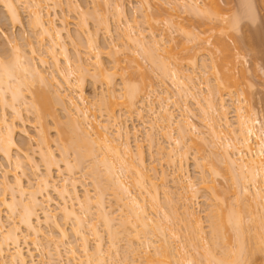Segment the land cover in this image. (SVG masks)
<instances>
[{"label":"bare ground","instance_id":"bare-ground-1","mask_svg":"<svg viewBox=\"0 0 264 264\" xmlns=\"http://www.w3.org/2000/svg\"><path fill=\"white\" fill-rule=\"evenodd\" d=\"M98 1L89 12L78 0H0L9 24L22 25L25 11L30 30L9 37L0 27L8 46L0 49V167L8 166L0 174V264H250L264 256V123L235 90L236 52L219 37L215 48L229 74L212 60L207 67L196 58L204 39L177 19L187 12L227 28L237 27L239 15L225 17L216 0H135L140 18L120 0ZM70 12L84 50L74 43V54L65 41ZM162 22L168 29L156 31ZM177 30L184 45L198 44L196 54L177 45L193 52L185 68L171 44ZM136 57L159 75L156 83L132 78ZM86 76L101 86L91 100ZM22 111L32 115L33 134ZM131 113L137 123L130 127ZM191 145L196 182L183 173ZM155 161L172 165L174 175ZM217 178L227 184L218 187ZM198 192L205 227L193 207Z\"/></svg>","mask_w":264,"mask_h":264},{"label":"rangeland","instance_id":"rangeland-1","mask_svg":"<svg viewBox=\"0 0 264 264\" xmlns=\"http://www.w3.org/2000/svg\"><path fill=\"white\" fill-rule=\"evenodd\" d=\"M95 1H97V0H95ZM101 1L102 0H100V2ZM205 1H207V0H205ZM245 1H246L247 5H248L247 10H246L245 5H244ZM78 2L84 8L86 7L85 9L88 8L89 12L92 10L91 7H94L93 5L99 6L96 2H95L96 4L94 2H92V0H78ZM100 2L98 1V3H100ZM121 2L123 3L124 9L126 10V12H127V14L129 16H135V17H140L141 18L140 12H139V8L140 7L138 6L140 4H137V2L135 0H120V3ZM216 2L219 5V7L222 9L223 13L226 14L225 17L231 16L233 14L237 15V16L239 15L238 16V18H239L238 21L239 22L237 23V27H227V28L225 27L224 28L223 25L226 26V24H224L221 21H218L216 19L215 20L213 19L212 21L211 20L208 21L203 16H202L203 18H201L199 15H198L199 16L198 17L197 15H193L192 16L191 14H189L187 12H181V13L179 12L180 16L177 19H179L178 21H180L179 24L181 25V27H183L186 30L194 31L196 33L199 32L198 34H199V36L202 39L206 40L207 37H209V40H210L209 41L207 39L209 43L205 42L204 40L203 41L201 40V42H203V43H201V42L198 43V41H197V43L199 45L196 44V46L198 45L197 47H199L198 49L200 50V51L197 52V54L194 51V49H192V48L196 47L195 46V42H190V43L187 42V44H189L188 47L191 48L192 51L195 52L196 58H200L202 60L205 58L204 60H206L205 62H207L206 63L207 67H208L209 63L212 65L211 62L214 61L216 63V65H218V66H220L222 64L223 73H227L226 70L224 71V69L231 68L230 67L231 64L228 63L229 65H227V63H225L227 65V68H226L225 67L226 65L223 64L225 60H224V57L222 56V53L220 55V52H222V51H219L220 49L218 47H217V49L215 48L216 39H219V37H220L221 39L225 40L224 42L230 46L229 49L230 50L231 49L234 50V52L230 51V53L234 54L236 52V54H234V55H236L237 58L234 57V56H232V58L234 57L233 58L234 60H235V58H236V60H238V62L234 61L236 66H237V68L232 71V73L235 71L233 75L234 76L236 75V79L238 80V83H237V86L235 87L236 88L235 90L243 92V95L246 96L247 99H248L247 102L244 103V105H246V106L247 105H251L254 108L255 112L260 117V119L264 123V0H216ZM54 11L57 14L56 18L57 17H61L62 12L60 11V9L58 7H56L54 9ZM26 15H27L26 12L22 11L21 12V16H22V19H23L22 20L23 24L20 25V26H17V25L16 26H12V25L9 24V22H8L5 14H4L3 8L0 6V27H1V29L9 37L17 36V35H19L21 33H23L24 35H28L30 33V30H29V27H28V24H27V16ZM66 15H67V25H66L67 26V28H66L67 30L66 31L68 32V35H70V38L67 37V32L64 31L65 32V41H66L67 47H68V49H69V51L71 53L72 51L74 52V50H73L74 49V43H76L75 44L76 47H77V44L79 43L78 42L79 39L77 40V38H78V36H77L78 27L75 24L76 23V17L73 15V12L67 13ZM110 19H112V18H110ZM138 20H141V19H138ZM57 21H58V19H57ZM87 22H88L89 26H91V28H92V26L94 27V25H95L94 20H92L91 18H87ZM92 22H94V24ZM162 23L161 24L158 23L159 25L157 26V28L159 30L156 28L157 29L156 31H160V27H161V30L166 31L167 26L163 23L165 25L164 26ZM163 26H164V28H163ZM112 27H114L113 23H112ZM211 27H213L214 29L211 28ZM98 31H99L98 34L100 36V33H101L100 29ZM102 34H103V31H102ZM173 36L175 37V41H173L171 44H172V46H174L173 47L174 50H175L176 47L178 48V46H177L178 44L183 43V44H180V45H184V43H186V40L184 39L183 35L178 30L176 32L174 31V35ZM216 36H217V38H216ZM114 37H116V36H114ZM99 40H100L99 41L100 44L101 43L103 44V46L101 48L102 49L101 50L102 53H101L100 56L102 58V61H104V63L106 64V66H109L111 64V62L109 61L110 58H108V53L106 52L108 48H106V50H105V48H103L104 45L106 44V42L108 43V39H106L104 36L103 37L100 36ZM6 44L7 43H5L3 41V38L0 35V49H1L2 46H3V48L4 47L8 48V46ZM213 44H215V45H213ZM78 45H79L78 48H80L81 51H84L83 50V46L80 45V43ZM186 45H184V46H186ZM106 46H107V44H106ZM200 47H201V49H200ZM177 48L175 50V52H177V55H174V56L177 58L178 63H180L179 65L181 67L183 66V68H185L186 66H184V65H186L188 63L187 62L188 60L186 59V57L189 54H192L193 52H189L191 49L188 48L189 51L184 49V51H186V52L183 53L182 52L183 50L180 51ZM198 49H196V50H198ZM210 52H211V54H210ZM202 53L205 56L203 55L204 57L201 56L202 57L201 58L200 55H202ZM71 54H74V53H71ZM162 54L166 55L164 52ZM179 55H180V57H181V55H183L182 58H180ZM184 55H186V56H184ZM197 55H199V56H197ZM118 56L120 58H122L120 63L122 65H124L125 61L123 59V55L119 54ZM208 56L211 57L210 60H209ZM213 56L214 57L216 56V58H214ZM239 56H240V58H239ZM136 58L139 59L138 60V62H139L138 64H140L139 65V69L136 66L137 63L136 64L135 63H133V64L130 63L131 64L130 65V64H128L126 62L128 65H130L129 66L130 69L129 68L128 69L134 71L133 73L131 71L132 78H134V80H136V81H139L140 77L145 76V78H146L145 82H148V83L151 82L152 84L156 83L158 81L157 76L159 77V75L158 74L155 75L154 71H151V68L149 67V64L147 62L142 61V59L140 60V58H138V57H136ZM172 58L168 59L167 61L168 62H172L173 61ZM178 58H180V59H178ZM220 59H222L224 61L221 63L222 60L220 61ZM122 60H123V62H122ZM197 60H198L197 62H199V63L202 61V60H199V59H197ZM214 62H213V65L215 64ZM199 63H198V65H199ZM222 66H221V68H222ZM119 67L121 68V66H119ZM89 68H90V73H91V71H92L91 69L92 68L91 67H89ZM138 70H140V71L142 70L143 72L142 71L140 72ZM208 70L211 71L210 68H208ZM141 73H142V76H140ZM227 74H229V72ZM87 76L90 77L89 75H87ZM87 76H86V80H85L86 82L84 83V94H85L86 97H88L91 100L92 97L94 96L95 92L99 93V91L101 90V86H100L99 82L96 81L94 83L92 78H87ZM89 79H91V80H89ZM116 80H117V83H119V74H116ZM164 82H165V84L168 87L170 86L169 81L165 80ZM203 87H204V85H203ZM148 89L149 88H147L146 90H148ZM170 90H172V87H171ZM221 91H223V93L222 92L221 93L223 94L224 98L225 97L227 98L228 95H226V94H228V93L226 92V90H221ZM192 107H194V106H192ZM117 109L120 111L121 114L122 113L124 114V112H126L124 110V108H122L121 106L120 107H116V110ZM122 110H123V112H121ZM23 112L24 111H22V113ZM194 112H197V111L194 109ZM116 113H117V111H116ZM29 114H26L24 112L22 115H24V116L28 115V116H30L32 118V115L31 114L29 115ZM126 114H127V112H126ZM126 114H124V115H126ZM60 115H63V113L61 112ZM131 115H132V113H131ZM28 116H26V119L27 118L28 119L25 122V128H26V130L29 133L33 134V132H34L33 123H32L31 120H29L30 118ZM134 118L135 117H134V114H133L131 116V118H130L132 120H130V121L128 120L127 121V123L129 124L130 127H131V124L137 123V120L133 121ZM192 118H193V121L195 123H197V125H198L199 122H197L196 117H192ZM201 130H205V129L202 128ZM49 134H50V136L52 138L55 137V131H54V129L52 127L49 130ZM143 134L144 133H141L139 138L141 140V144H142V147H143L142 149L145 151L144 152V154L146 155L145 158H147L148 159L147 161L149 162L150 161V153H149L148 145H147V142H146V137L144 139V135L145 134L144 135ZM16 139L18 141L23 140V138L20 137V135L17 136ZM166 145H165V147H166ZM53 146L54 145H52V147ZM191 148H193L192 145H191ZM53 149H55V146L53 147ZM190 149L188 151V157H187L188 159L186 160L187 163L184 164V165H186V167H185L186 170H183V173L188 174L193 180H195V178H196V180H195V182H196L197 178H198L197 176L199 174V171L197 170V168H196V166L194 164V161H193V150H195V149L193 148L192 151ZM204 150H205V147H204ZM55 154H57V149L55 150ZM70 156H72V152L71 151L68 153V158ZM159 156H160V154H159ZM159 156L154 154V152H153L152 159H158ZM36 159H37V157H36ZM162 162L163 161H161V163L159 164L158 161H155V163H157V167L158 168L163 169L166 173L169 174V176L174 175V174H172V172L174 171L172 165H168L169 163H162ZM2 168H8L7 164L4 161H1L0 174H1ZM184 171H186V172H184ZM53 174L55 175V172H53ZM84 177H83V179H84ZM86 178L87 177H85V181H86ZM217 179L218 180H216V184L218 185V187L227 184V182H225L224 179H221V178H217ZM88 182H89V179H87L86 183H88ZM169 183H168L169 187L172 188V191H174V193L176 194L178 192L177 190H174L176 186L175 185L171 186L172 182H169ZM78 189H80L79 186H78ZM175 194L173 196H177ZM199 195H200V197H198ZM201 195H203V193L202 192H200V193L198 192L197 193V198H196V200L194 199L195 201L193 200L194 202L192 201L194 203V204L193 203L192 204H193V207L195 208L197 214L201 216L202 222H203V220L205 221V217H204L205 216L204 215L205 211H204V209H205V206H206L205 205V203H206L205 201L206 200H205V197H202ZM53 196L55 198V195H53ZM228 196L231 197V195L228 194L226 197H227V199L229 198L228 199L229 201H233L232 198H230ZM161 197H162V195H161ZM2 214H4L3 211H2ZM206 222L207 221L203 222L204 227H205V225H207ZM67 227L69 228V225H67ZM68 228H67V230H68ZM205 229L207 230V227ZM261 255L262 254H260V253H256V256H254V258L249 263L250 264H264V260L262 259L264 256L262 255V258H261Z\"/></svg>","mask_w":264,"mask_h":264}]
</instances>
